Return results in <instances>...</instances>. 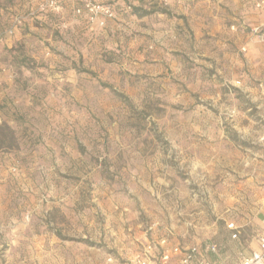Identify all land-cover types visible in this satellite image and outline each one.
Segmentation results:
<instances>
[{
  "label": "rangeland",
  "instance_id": "rangeland-1",
  "mask_svg": "<svg viewBox=\"0 0 264 264\" xmlns=\"http://www.w3.org/2000/svg\"><path fill=\"white\" fill-rule=\"evenodd\" d=\"M56 1L0 0V264H106L164 233L219 249L264 179L256 15L96 0L114 16L91 23Z\"/></svg>",
  "mask_w": 264,
  "mask_h": 264
},
{
  "label": "built area",
  "instance_id": "built-area-1",
  "mask_svg": "<svg viewBox=\"0 0 264 264\" xmlns=\"http://www.w3.org/2000/svg\"><path fill=\"white\" fill-rule=\"evenodd\" d=\"M126 1L129 9L131 1L140 0ZM252 5L257 11L264 10V0H254ZM59 8L56 0H43V3L40 4L42 11H58ZM81 11V9H77L76 13L79 14ZM83 12L91 23L101 17L112 18L114 16V10L111 5L101 4L96 0H85ZM251 32L259 42L264 43V31L261 27H252ZM153 227H150L151 230ZM226 228L231 232V238L237 239V228L235 225L228 223ZM206 252L216 254L218 247L215 244L205 245L204 248L193 245L182 246L178 243H173L171 235L164 233L151 235L143 242H140L134 253L125 260L107 256L105 262L106 264H213L206 259ZM238 264H264V236L258 238L257 247L251 252L250 256L243 258Z\"/></svg>",
  "mask_w": 264,
  "mask_h": 264
},
{
  "label": "crops",
  "instance_id": "crops-1",
  "mask_svg": "<svg viewBox=\"0 0 264 264\" xmlns=\"http://www.w3.org/2000/svg\"><path fill=\"white\" fill-rule=\"evenodd\" d=\"M192 1V0H186ZM222 1L224 5L231 4L238 11L240 19L243 23H249L251 25L252 19L248 13L251 11L256 15L252 27H261L264 31V10L257 11L254 9L252 3L254 0H217V2ZM251 27V28H252ZM264 106V104L255 105L254 108L258 109L259 107ZM256 174L255 178L259 175L264 177V173L259 170H253ZM262 186L254 185L253 175H252V210L251 206L245 202L241 203L244 208H250V213H246L244 216H237L238 221L230 222L235 225L237 228V240H231V232L228 230V236L226 240L223 241V244H219L220 248L218 253L213 255L209 252L205 253L206 259L213 264H238L242 261L243 258L250 256L251 252L257 247V240L260 236H264V179H262ZM254 185V186H253ZM220 197H223V193L220 194ZM218 199L217 205H221ZM250 201V199H249ZM248 201V202H249ZM243 208V209H244Z\"/></svg>",
  "mask_w": 264,
  "mask_h": 264
},
{
  "label": "trees",
  "instance_id": "trees-1",
  "mask_svg": "<svg viewBox=\"0 0 264 264\" xmlns=\"http://www.w3.org/2000/svg\"><path fill=\"white\" fill-rule=\"evenodd\" d=\"M13 133L12 131L5 125H0V149L10 148L12 145Z\"/></svg>",
  "mask_w": 264,
  "mask_h": 264
}]
</instances>
